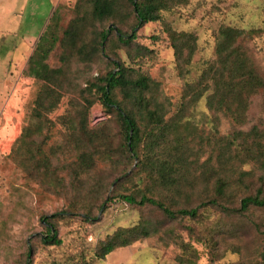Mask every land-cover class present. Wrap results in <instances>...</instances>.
<instances>
[{
  "label": "rangeland",
  "instance_id": "obj_1",
  "mask_svg": "<svg viewBox=\"0 0 264 264\" xmlns=\"http://www.w3.org/2000/svg\"><path fill=\"white\" fill-rule=\"evenodd\" d=\"M113 2L114 15L97 21L91 0H0V264H261L264 207L237 209L257 189L264 199V162L253 159L256 141L264 153V89L244 88L232 98L233 91L215 93L214 83L238 78L230 65L221 78L216 72L225 28L243 32L232 49L264 78V0H166L159 20L138 28L127 48L113 31L99 53L78 54L80 46L90 53L104 29L130 33L132 8L127 0ZM71 31L75 49L64 41ZM179 34L190 39L191 55L183 39H174ZM39 45L48 50L43 64L59 70V88L30 73ZM112 61L133 80L151 79L146 98L187 141L180 195L149 188L124 151L117 114L103 108L92 87L112 71ZM46 91L55 94L46 97ZM112 97L144 128L153 107H137L119 89ZM219 182L226 187L217 197ZM143 193L173 210L210 199L224 208L209 205L195 219H169L155 207L117 198ZM60 213L64 219L48 221L61 244L44 246L42 218ZM141 224L153 231L150 237L95 257L118 229Z\"/></svg>",
  "mask_w": 264,
  "mask_h": 264
},
{
  "label": "trees",
  "instance_id": "obj_2",
  "mask_svg": "<svg viewBox=\"0 0 264 264\" xmlns=\"http://www.w3.org/2000/svg\"><path fill=\"white\" fill-rule=\"evenodd\" d=\"M128 4L132 8V12L136 23L130 29V33L123 32L120 27L108 28L102 30L97 34L95 45L92 47L89 53L86 48L80 46L76 49L78 54L82 52L86 57H92L94 54L99 53L100 50L105 48V43L112 35L116 39L117 44L127 48L135 40L136 30L145 24L157 22L159 20V12L164 8L166 0H127ZM92 5V17L97 21H103L106 18L112 17L115 12L113 0H91ZM243 34L242 31L233 30L231 28H225L221 30L222 41L217 44L216 53L223 58L221 60L222 66L216 71L219 73V78L223 76V69L230 65L229 69H234L233 73L238 74V78L235 83H225L223 79H219L220 82L214 83L215 93L219 90H223L226 94H231V97H238L244 88H248L249 92L255 93L257 90L264 89V78H260L258 73L250 66L245 65V60L239 59L236 50H233V44L236 38H239ZM176 42L183 39L182 42L188 47V53L191 55L193 50L190 44V39L186 34H179L174 37ZM173 39V41H174ZM65 43L72 49L76 48L77 38L73 31L65 32ZM102 48V49H101ZM227 51L228 54H227ZM48 50H45L41 45L38 46L36 52L32 55L31 66L29 67L30 73L37 79L44 81L47 84L60 87L59 80L57 81V74L59 70H51L43 61L47 56ZM175 55L180 57L182 55L181 49L175 47ZM31 57V58H32ZM118 61H112V71L107 72L103 77L98 79V82L93 84L92 87L99 95V101L104 109L108 111H115L119 122L121 123L123 133V149L132 160H136V169L146 175L148 181V187L151 185L154 188L162 189L173 196L180 195L181 187L180 183L181 169L185 168L187 158L185 156L187 141L181 135L176 132L175 122L167 123L164 121V115L159 112V105L152 100L146 98V93L149 91V86L152 83L148 77L140 76L133 80L129 78L127 74V68L121 66ZM212 69V68H211ZM231 75L229 79H231ZM119 89L124 98L129 99L137 107H153L152 111L147 109V116L149 121L140 129L134 117L121 107L118 102L112 97L113 91ZM54 90V89H53ZM235 91V92H234ZM54 92H56L54 90ZM53 91H46V97L52 96ZM234 94V95H233ZM46 97H41L37 104L39 108H42L43 101ZM54 104L49 105V110L54 107ZM181 107L178 112L181 111ZM41 112L37 110L34 114L36 118L41 117ZM82 127V125H81ZM83 128V127H82ZM255 146L258 154L253 156L255 162H264L263 146L260 141H256ZM139 147H142L145 151L143 155L139 152ZM83 156H89L83 153ZM184 181V178H182ZM225 183L219 182L216 185L217 197L223 195ZM152 194L151 192H148ZM122 202L131 206H152L158 209L163 215L169 219H175L177 217H189L195 219L199 217L201 209L206 208L209 205L218 206L222 205L215 199H210L205 202H199L196 206L190 208H178L173 210L165 205L162 200L156 197L143 193L140 197L133 195H119L117 196ZM111 200V199H109ZM103 205L100 207L102 210ZM250 207H264V199L261 198V190L257 189L255 196H247L241 199L238 212L242 213L247 211ZM228 209V208H225ZM65 213L51 215L49 217L42 218L47 227L46 234L41 237V243L44 246H58L61 244V240L57 238L56 230L52 229V222L49 219L58 218V220L64 219ZM152 230L146 225H136L131 228L118 229L112 236H110L95 252V257L99 260H103L108 254L119 248H125L132 245L140 239H145L152 235ZM261 264L264 263V243L262 245ZM30 262V256L27 255ZM30 264V263H27Z\"/></svg>",
  "mask_w": 264,
  "mask_h": 264
}]
</instances>
